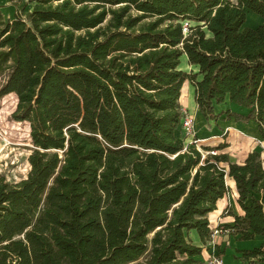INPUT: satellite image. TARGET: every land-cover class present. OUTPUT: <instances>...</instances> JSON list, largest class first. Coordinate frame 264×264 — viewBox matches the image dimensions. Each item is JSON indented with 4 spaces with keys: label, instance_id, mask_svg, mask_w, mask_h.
<instances>
[{
    "label": "trees",
    "instance_id": "16d2710c",
    "mask_svg": "<svg viewBox=\"0 0 264 264\" xmlns=\"http://www.w3.org/2000/svg\"><path fill=\"white\" fill-rule=\"evenodd\" d=\"M249 14L263 22L245 26ZM0 80V97L15 95L12 117L29 124L33 146L27 178L0 180V206L50 184L46 211L75 225L84 188L98 186L106 228L119 225L132 263L206 264L188 234L213 240L209 216L229 193L228 178L243 215L227 207L234 224L218 231L262 237L240 253L264 262V202L250 184L261 154L244 165L227 154L203 158L180 132L189 82L206 122H255L264 138V0H36L10 21L0 10ZM227 101L245 113H217ZM39 239L51 264H65ZM24 251L23 240L11 239L0 264H17Z\"/></svg>",
    "mask_w": 264,
    "mask_h": 264
},
{
    "label": "rangeland",
    "instance_id": "374dc122",
    "mask_svg": "<svg viewBox=\"0 0 264 264\" xmlns=\"http://www.w3.org/2000/svg\"><path fill=\"white\" fill-rule=\"evenodd\" d=\"M35 0H0V10L6 21L14 18L15 13H23L31 10ZM254 15V14H249ZM248 15V17H249ZM262 20V19H261ZM148 21V20H147ZM259 23H249L245 26L257 27ZM191 67L182 59L180 69L189 72ZM1 85V80H0ZM184 94L180 98V105L189 115L195 112L194 90L189 82L184 84ZM17 105L15 95L10 94L0 97V180L12 185L27 178L30 171L29 156L33 152L30 138V126L28 123L14 121L12 114ZM227 109L226 106H222ZM221 109L217 107V111ZM225 110H223L224 112ZM219 120L227 121L225 115ZM247 125V124H246ZM204 128L202 131L201 128ZM218 130L216 123L199 124L196 116L194 135H184V147L195 149L203 153V158L212 155L227 154L234 163L240 161L246 154L257 152L256 141L252 140L250 126L239 125ZM252 130V129H251ZM220 131H223L220 133ZM198 134V136H196ZM219 146H225L220 151L205 152L204 148L215 150ZM252 149L253 152H252ZM262 160V157H261ZM251 163L250 166H253ZM228 171V166L221 164ZM253 191L258 192L264 202V179L261 171H252L251 182ZM50 184L41 187L28 199L19 198L13 204L0 206V248L11 239L23 240L25 251L19 256L17 264H51L47 251L40 236L47 238L55 249L61 251L65 256V264H134L125 252V236L121 234L119 225L114 224L111 230H107L103 218L105 210V195L98 186L84 188L83 195L79 200L81 216L75 225H69L59 221L54 215L45 209V196ZM229 187V186H228ZM231 205V209L241 213L236 203V193L229 187V193L219 203V209ZM218 210V209H217ZM233 211V210H232ZM220 212L209 217L213 230L225 227V220L221 222ZM191 238V233L188 234ZM215 245L218 247L216 248ZM232 239L228 232L213 237L211 242L203 245V253L200 257L207 262L215 257L225 258L226 262L233 259L230 254L232 250ZM229 252V253H228ZM238 260L237 256H233ZM235 264V262L233 263Z\"/></svg>",
    "mask_w": 264,
    "mask_h": 264
},
{
    "label": "crops",
    "instance_id": "0c3cea01",
    "mask_svg": "<svg viewBox=\"0 0 264 264\" xmlns=\"http://www.w3.org/2000/svg\"><path fill=\"white\" fill-rule=\"evenodd\" d=\"M34 4H36V0H35V3ZM31 10H29V11H31ZM16 14L17 13L14 14V17H15ZM183 58H184V61L187 63V57H183ZM181 62H182V60H181ZM222 106H226L227 109H223ZM218 108H221V109H219L217 111V107H216V112L217 113H220L223 110L227 111L229 109L232 110V111H235V112L245 113L244 110H241L238 107H236L235 105L230 104L229 101H227L225 104H223L221 106H218ZM194 110L197 111V106L195 107ZM197 116H198V119H199V124H202V122H204L205 124H207V122L200 115H197ZM227 121L228 122L223 121V120L220 121L218 119L217 122H215V121L214 122L216 123V127H217L218 130H220V128H221V130H224V127H222V125H226V127L228 129L231 128V127H233V126H235V128H238L239 129V125H242L244 127L245 126H247V127L250 126V128H249L250 129L249 135H251L252 140L256 141V144L255 145H257V147L259 148L256 151L259 152L261 154V157H262V169H261V173H262V179H264V138L259 133L258 125L255 122H250V123H248L246 125L244 123L235 122L234 120H227ZM210 123H213V121L210 122ZM201 129H202V131L204 130V128H201ZM253 150L254 149H252V152H253ZM249 155H250L249 153L246 154L244 156V158H242L240 161H236L235 163L238 164V165H244ZM227 185L235 191V193H236V203H237L238 193L236 191L234 181L227 178ZM253 193H254V195L256 196L257 199H259V200L262 201V197L259 196L258 192L253 191ZM219 203H218V206H219ZM218 206H217V209L218 210L216 212H220L221 217H222L221 222H223L225 220V226L226 225L232 226L234 224V218L231 217V216H224L223 215V213H224L223 210L224 209H221V211H220V209H219ZM229 207H231V205H229ZM232 210H233V213L236 214V215H238V216L243 215V211L241 210V208H240L241 213L236 212L234 209H232ZM216 212H214V213H216ZM213 214H211V215H213ZM190 233H191V240H192V242L195 245L199 246V247H203V244L201 243L197 232L196 231H191ZM229 237H231V239H232V246L233 247H232V250H230L231 251L230 254H231V257L233 259V263L235 262V264H264L262 258H251L249 260H244L243 254L240 253V251L254 250L255 248H259L262 245V243H263L262 237L257 236L254 240H251V241H241V240H239V237L238 236H231V235H229ZM215 247L218 248L216 245H215ZM234 255L237 256L238 260H235V258L233 257ZM199 259H201V258H199ZM224 260H225V258H224ZM233 263L230 260H228L227 262L225 260V264H233Z\"/></svg>",
    "mask_w": 264,
    "mask_h": 264
},
{
    "label": "built area",
    "instance_id": "2783aa9c",
    "mask_svg": "<svg viewBox=\"0 0 264 264\" xmlns=\"http://www.w3.org/2000/svg\"><path fill=\"white\" fill-rule=\"evenodd\" d=\"M197 115H198V109H197V111H195L194 113H191L190 115L188 112L185 113L184 119H183L181 126H180V129L183 131L184 135H188V136L194 135L195 121H196ZM218 233H219L218 229L214 230L213 237L218 235ZM206 264H225V260L223 257H221V258L215 257L213 259L208 260L206 262Z\"/></svg>",
    "mask_w": 264,
    "mask_h": 264
},
{
    "label": "bare ground",
    "instance_id": "6f19581e",
    "mask_svg": "<svg viewBox=\"0 0 264 264\" xmlns=\"http://www.w3.org/2000/svg\"><path fill=\"white\" fill-rule=\"evenodd\" d=\"M249 23L251 24V23H259V22H261L262 20H261V18L260 17H258V16H256V15H249ZM258 25V24H257ZM183 90V94H184V89H182Z\"/></svg>",
    "mask_w": 264,
    "mask_h": 264
},
{
    "label": "water",
    "instance_id": "95a60500",
    "mask_svg": "<svg viewBox=\"0 0 264 264\" xmlns=\"http://www.w3.org/2000/svg\"><path fill=\"white\" fill-rule=\"evenodd\" d=\"M249 27V26H248Z\"/></svg>",
    "mask_w": 264,
    "mask_h": 264
}]
</instances>
